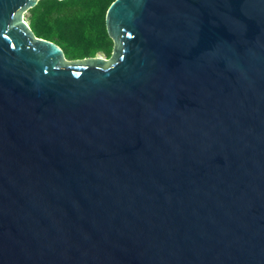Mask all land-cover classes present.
Returning <instances> with one entry per match:
<instances>
[{
    "label": "water",
    "instance_id": "1",
    "mask_svg": "<svg viewBox=\"0 0 264 264\" xmlns=\"http://www.w3.org/2000/svg\"><path fill=\"white\" fill-rule=\"evenodd\" d=\"M0 0V264H264V0H113L68 59Z\"/></svg>",
    "mask_w": 264,
    "mask_h": 264
},
{
    "label": "trees",
    "instance_id": "2",
    "mask_svg": "<svg viewBox=\"0 0 264 264\" xmlns=\"http://www.w3.org/2000/svg\"><path fill=\"white\" fill-rule=\"evenodd\" d=\"M113 0H39L27 10L26 19L34 34L53 41L66 58L79 59L102 52L108 57L113 46L104 24ZM106 45V51L101 48Z\"/></svg>",
    "mask_w": 264,
    "mask_h": 264
},
{
    "label": "rangeland",
    "instance_id": "3",
    "mask_svg": "<svg viewBox=\"0 0 264 264\" xmlns=\"http://www.w3.org/2000/svg\"><path fill=\"white\" fill-rule=\"evenodd\" d=\"M101 43H102V42H101ZM101 48H103V50L106 51V48H107V47H106V45L104 46V44L102 43ZM65 52H66V55H68V54L70 53V51H69L68 49H67ZM65 52H64V53H65ZM100 53H102V52H100ZM66 55H65V56H66ZM102 55L106 57V55H105L104 53H102Z\"/></svg>",
    "mask_w": 264,
    "mask_h": 264
}]
</instances>
